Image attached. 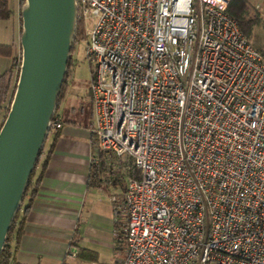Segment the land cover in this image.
<instances>
[{"label": "built area", "instance_id": "obj_1", "mask_svg": "<svg viewBox=\"0 0 264 264\" xmlns=\"http://www.w3.org/2000/svg\"><path fill=\"white\" fill-rule=\"evenodd\" d=\"M229 1L75 0L93 152L130 159L124 255L90 264H264V54Z\"/></svg>", "mask_w": 264, "mask_h": 264}, {"label": "crops", "instance_id": "obj_2", "mask_svg": "<svg viewBox=\"0 0 264 264\" xmlns=\"http://www.w3.org/2000/svg\"><path fill=\"white\" fill-rule=\"evenodd\" d=\"M247 1L264 13V0ZM8 5L10 16L0 19V44L13 46L20 37L19 0H8ZM9 66L7 62L0 72ZM63 99L56 109L62 124L45 139L33 177L34 182L41 172L37 189L25 213L20 239L13 246V258L19 264H65L69 258L75 264L110 263L125 252L124 215L122 209L115 215L113 208L123 198L130 159L110 152L96 157L92 112L88 121L66 119L59 110ZM98 158L104 161L105 172L96 181L90 173Z\"/></svg>", "mask_w": 264, "mask_h": 264}, {"label": "water", "instance_id": "obj_3", "mask_svg": "<svg viewBox=\"0 0 264 264\" xmlns=\"http://www.w3.org/2000/svg\"><path fill=\"white\" fill-rule=\"evenodd\" d=\"M21 59L0 125V252L50 129L76 28L75 0H23Z\"/></svg>", "mask_w": 264, "mask_h": 264}, {"label": "trees", "instance_id": "obj_4", "mask_svg": "<svg viewBox=\"0 0 264 264\" xmlns=\"http://www.w3.org/2000/svg\"><path fill=\"white\" fill-rule=\"evenodd\" d=\"M22 2H23V0H19V8L21 7ZM226 11L229 15H231L237 21L241 31L246 35V37L248 39H250L254 26L257 23H259V20H261V17L259 16L258 12L255 11V9L250 10V5H249L247 0H230L228 5H227ZM10 14H11V10H10L9 5H8V0H0V19L1 18H8L10 16ZM19 14H20L19 15L20 24H21V13L19 12ZM20 31H21V26H20ZM81 36H82V34H81L80 25H79V23H76V28H75V33H74V44H73L71 52H73L75 43L79 39H81ZM260 51L264 54L263 50H260ZM0 55L11 56L12 55V45L0 44ZM72 59L73 58H72V54H71L69 59H68L67 73L65 75V78H64V81H63V84L61 87V91H60L59 96H58L57 106H58V103H59L60 99L62 98V96L65 92V89L68 85V76L70 74L69 66L74 62V60H72ZM12 72H13V66L12 65H10L9 68L6 69L5 71L0 72V110H2L4 108V106H5L4 103L7 100V98H9L10 100L12 98V94H13L16 79H17V74H16L15 81L12 85V82H11ZM89 95H90V93H89ZM57 106H56V109H57ZM56 109H55L53 115L56 114ZM2 121H3V119L0 121V125H1ZM55 136H56V132H55ZM42 150H43V148L41 149V151L37 157L36 165H35L34 169L30 173L25 191L23 193L21 204H20V206H19V208H18V210H17V212H16V214H15V216L11 222L10 228L8 230V233H7V236L5 239V243H4V245L1 249V252H0V264H19L16 261H14L13 246L16 245L20 239V236H21L22 231H23L25 213L29 207L30 200L34 196L36 189H37V183H38V179L40 177L41 172L39 173V175L37 176V178L34 182H33V177L35 175V170H36V167L39 163ZM45 162L46 161H44V163L42 164V168L44 167ZM104 172H105L104 171V161L102 160V158H99V160L92 163L91 173H90L91 178L95 179L96 181H99V179H101V177L104 175ZM27 198H28V200H26ZM25 201H26V203H25ZM24 203H25V205H24Z\"/></svg>", "mask_w": 264, "mask_h": 264}, {"label": "rangeland", "instance_id": "obj_5", "mask_svg": "<svg viewBox=\"0 0 264 264\" xmlns=\"http://www.w3.org/2000/svg\"><path fill=\"white\" fill-rule=\"evenodd\" d=\"M250 10L258 8V5L251 4ZM20 8H18V14L16 16V21L18 23L20 29V17H19ZM259 16L264 17V13L258 11ZM261 17V18H262ZM20 31V30H19ZM250 41L253 45L257 47L264 48V19L259 20L254 26ZM86 39H79L74 46L73 49V59L74 62L71 65L70 70L72 71L68 76V85L65 89V92L62 96L64 99L61 101L59 105V110L64 118H80L83 121H88L90 118V112H92L91 99L89 96V84L91 81V65L86 56L85 51ZM264 51V50H263ZM21 59V47L19 41H17L12 46V55L10 57H1L0 58V69L4 68V65L7 62H10V65L13 66V72L11 77L12 85L15 81L16 74L18 75V69ZM70 72V71H69ZM61 98V99H62ZM10 99L7 98L5 101V106L0 112V121L4 118L7 108L10 104ZM99 160V158L97 159ZM126 180V178H125ZM103 195V194H102ZM104 196V195H103ZM76 261L72 259H67L65 264H75Z\"/></svg>", "mask_w": 264, "mask_h": 264}, {"label": "flooded vegetation", "instance_id": "obj_6", "mask_svg": "<svg viewBox=\"0 0 264 264\" xmlns=\"http://www.w3.org/2000/svg\"><path fill=\"white\" fill-rule=\"evenodd\" d=\"M73 52H71V54H72ZM72 57H73V55H72ZM72 65V64H71ZM71 65L69 66V68H71ZM72 71L70 70V73H71Z\"/></svg>", "mask_w": 264, "mask_h": 264}]
</instances>
